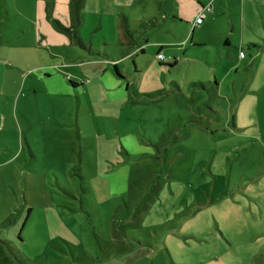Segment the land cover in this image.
<instances>
[{"label": "rangeland", "instance_id": "1", "mask_svg": "<svg viewBox=\"0 0 264 264\" xmlns=\"http://www.w3.org/2000/svg\"><path fill=\"white\" fill-rule=\"evenodd\" d=\"M103 1L78 27L95 54L63 31L79 97L24 83L23 64L51 62L36 39L27 59L0 51V264H264V55L222 58L208 9L190 40L201 0ZM61 5L0 0V42L57 25ZM124 13L136 45L121 58ZM254 14L264 46V0Z\"/></svg>", "mask_w": 264, "mask_h": 264}, {"label": "crops", "instance_id": "2", "mask_svg": "<svg viewBox=\"0 0 264 264\" xmlns=\"http://www.w3.org/2000/svg\"><path fill=\"white\" fill-rule=\"evenodd\" d=\"M88 1L89 0H86L84 8L88 4ZM201 1H202L201 8L204 7L211 8L208 10L206 9L207 10L206 19L210 23V26H212V28H214L216 32L219 33V35L225 38L228 42L229 48H225L228 51L227 53L224 52V54L223 53L220 54L221 57L223 58L224 56V58H231V55L233 54L234 56L232 58L234 61L242 62L253 69L256 68L257 62L259 61V57L261 55H264V46L258 43L254 38L258 34L257 29L259 28V23L256 22L255 20L256 14H254V4L260 3L261 0H201ZM94 2L96 4L95 12L98 13L99 0H94ZM61 3H65L66 16L62 17L56 14L55 17L63 25L70 27L73 23L70 0H63V1L56 0V8L58 9L61 8L62 7ZM105 5H106V1L102 2V0H100V6H101L100 12L101 14L107 15L105 10ZM110 6L112 7L111 4ZM198 14H199V9L197 15ZM29 15L32 17V10L29 12ZM36 15L37 13L35 12L34 16L36 17ZM124 15L126 14L124 13ZM45 18H43V22L46 23V29L43 32L37 33L35 36H33L32 34H28L29 39H25V40H22V38H24V36L26 35L22 37L19 36L21 38L17 37L16 35H12V36L9 35L8 37L5 38L3 37L4 39H2L0 42V51L2 52V50H6L3 55L5 57L6 56L10 57L11 52L9 53L8 49L11 45L15 44L21 47L18 55H22L25 59H27V57L30 54L32 55L31 49L35 45L34 40L36 39V41H38L39 43L38 46L42 44L41 46L43 47L40 48L45 50V52L49 53L48 55H50L51 62L50 63L41 62L40 64L32 65L30 62L27 61L26 64H23L22 70H24L23 73L24 83L27 81L26 79L29 75H33V78L31 79L30 83L32 85L33 90H36L35 94H37L38 87L41 86L45 94L48 97H50L51 100H52V95L60 96V94L71 97L74 96L79 97L81 89L80 91H76V92H74L73 89L76 88L74 84L78 82V78L80 77H77L76 72H69V70L75 68L73 65H71L72 62L71 63L68 62L69 61L68 57H70V55L69 52L66 51V48L70 44L72 46L75 44H73V41L70 36L63 33V31L57 28V26L53 22L47 19L45 20ZM37 25H38L37 19L34 18V20L31 21V31L33 30L35 31ZM263 27H264V21H263ZM203 28L204 27L197 28V26L193 28L192 25H189L188 30H191L190 40H192V36L194 35V32L196 34L198 32H199L198 34H201ZM196 29H198L197 32ZM120 34H121V29L119 33V44L121 46ZM238 34L240 41L239 55L237 54V50H236V47L238 45L237 46L233 45L236 38L233 39L232 37ZM44 35L46 36L47 39L45 38ZM198 42L204 43L206 42V40L200 39V41ZM82 47L86 50H89L91 54L92 53L95 54L92 47L89 49L86 47V45ZM33 49L35 50V48ZM241 50H245V54L243 57L240 55ZM97 52H98L97 54H100L99 50ZM121 52H122V47H121ZM160 52L162 51L160 50L158 53ZM121 58L124 57L122 56ZM121 58L118 59L109 58L107 60L109 63L112 64L114 63L115 66V63L118 62V60H120ZM22 60L24 59L22 58ZM61 61H64V63ZM159 61L160 63H163L165 60L163 61L159 60ZM174 61L176 63L175 58ZM260 64L262 67V71H264V62ZM5 65L6 63L0 62V84L3 83L4 73L6 74L8 70L5 68ZM115 70L117 72V69ZM117 76L119 78H122L121 73L119 75V73L117 72ZM28 90H30L29 87Z\"/></svg>", "mask_w": 264, "mask_h": 264}, {"label": "trees", "instance_id": "3", "mask_svg": "<svg viewBox=\"0 0 264 264\" xmlns=\"http://www.w3.org/2000/svg\"><path fill=\"white\" fill-rule=\"evenodd\" d=\"M86 0H70V7H71V13L73 18V23L70 27H67L63 25L59 20L54 19V22L57 24L56 26L62 30L70 33V35H73L76 39V42L79 43L82 46H85L82 39L78 35V27L82 24L84 19V6H85ZM157 19H151L146 23L147 25L156 26L157 25ZM120 40H121V47H122V56L126 57L128 55H131L134 52V46L136 45V41L134 38V34L130 30L129 24H128V18L126 15H123L120 21ZM143 51V48H142ZM167 66H172L174 63H161ZM115 69H117V72L120 75L118 64H115Z\"/></svg>", "mask_w": 264, "mask_h": 264}, {"label": "built area", "instance_id": "4", "mask_svg": "<svg viewBox=\"0 0 264 264\" xmlns=\"http://www.w3.org/2000/svg\"><path fill=\"white\" fill-rule=\"evenodd\" d=\"M206 9H211V8H201L199 10V14L197 15V17L193 20L192 22V27L194 28L195 26H197L198 24H201L204 21V12ZM245 54L244 50H241L240 55L243 57ZM157 58L161 61L166 60V56L165 54H163L162 52L157 54Z\"/></svg>", "mask_w": 264, "mask_h": 264}]
</instances>
